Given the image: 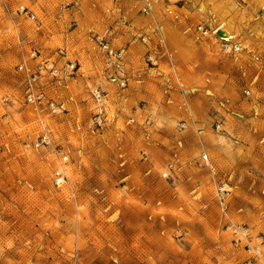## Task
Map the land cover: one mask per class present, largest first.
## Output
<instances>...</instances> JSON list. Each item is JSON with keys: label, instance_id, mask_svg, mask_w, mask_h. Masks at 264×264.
I'll use <instances>...</instances> for the list:
<instances>
[{"label": "rangeland", "instance_id": "rangeland-1", "mask_svg": "<svg viewBox=\"0 0 264 264\" xmlns=\"http://www.w3.org/2000/svg\"><path fill=\"white\" fill-rule=\"evenodd\" d=\"M141 6L0 0V264H264V0H153L148 15ZM167 30L205 58L182 65L173 54L153 69ZM42 59L59 76L39 77L44 98L29 102ZM167 82L174 98L211 92L221 112L200 99L163 112Z\"/></svg>", "mask_w": 264, "mask_h": 264}, {"label": "crops", "instance_id": "crops-1", "mask_svg": "<svg viewBox=\"0 0 264 264\" xmlns=\"http://www.w3.org/2000/svg\"><path fill=\"white\" fill-rule=\"evenodd\" d=\"M163 35L166 36L165 40L167 42L165 48L162 50V48L160 47L161 51L157 52L156 56H157V62H158V67H154L153 69H158L159 65L162 64L163 62L173 59V54H177V56H180L178 58L181 59V64L183 65L184 63H193L196 64L195 62V58H202V60L205 58V55L208 53L209 50H207L205 47L202 46H192V44L187 43V41H185V45L183 44L184 40L182 39H178L181 38L180 35H177L176 32L167 30L166 32H163ZM173 38H177V43L179 42V44L174 45L171 42L173 41ZM170 39L171 42H170ZM203 39V38H201ZM135 49H138L137 46H135ZM158 49V48H157ZM168 58V59H167ZM193 66V65H192ZM80 68L77 69V71ZM142 72L141 74H144L143 72L145 71L144 69H141ZM211 74L210 71L209 73L206 74L205 78H204V82L207 85H210L213 83L211 79ZM144 77L141 75V78ZM217 76H214L212 78H216ZM83 78V77H82ZM165 81H168L166 78H164ZM217 80H220V77L217 78ZM189 82H191L193 84V80H190ZM91 83L92 85L95 84L94 80L91 79ZM100 83L104 84V82ZM143 86H145L144 82H141V88H143ZM166 86L171 89L172 92H170V90H168V93L163 96V101H162V106H163V112H190L186 110V107H191V106H195V101H198L199 99L203 102V105L207 108V112H221V110L219 109H214L213 106H211V101L210 98L214 99L216 101L217 98H215V95H213L211 92H207L205 93V97H196L198 96L197 93L196 94H189V93H184L182 95V97L177 96L176 98L173 97L174 95V91L171 87V85L167 82ZM143 90H141V98L144 96L149 98V95H147L146 92H143ZM147 99V98H146ZM219 99V98H218ZM220 100V99H219ZM217 102V101H216ZM217 105L220 107V105L217 102ZM145 106V105H144ZM212 109V110H211ZM190 110V109H189ZM211 152L213 155L217 154L216 149H212L211 148Z\"/></svg>", "mask_w": 264, "mask_h": 264}, {"label": "built area", "instance_id": "built-area-1", "mask_svg": "<svg viewBox=\"0 0 264 264\" xmlns=\"http://www.w3.org/2000/svg\"><path fill=\"white\" fill-rule=\"evenodd\" d=\"M140 2L142 3V6L140 8V11L145 14L148 15L151 12L152 9V5H153V0H140ZM70 2L65 3V6H69ZM19 12H26V8H24L23 6L20 7ZM30 18L34 19L35 16L34 14H30ZM208 35V29L204 28L203 26H198L197 27V39H201L204 38L205 36ZM96 39L102 43L103 39H106L105 36L99 37L97 36ZM143 40L145 41V38H143ZM109 55L114 56L116 58H121L123 53H124V49H118V50H108ZM32 57L36 56V52H32L31 53ZM69 67L71 69H73L75 66L73 64L69 65ZM19 70L23 69V65H19L18 66ZM42 75L45 76H51V77H58L59 76V69L55 66L54 62L50 61L49 59H42L39 62H37V64L35 65V71L33 73L30 74V80H29V85H28V93H27V100L29 102L33 101V100H41L44 98V92H42L41 90H38L37 92H35L33 84L35 83V81L41 77ZM92 99L95 103V117H94V121L99 125L101 124V121L103 120L104 117V113H105V108H104V104H103V95L101 94V92L98 89L93 90L92 92ZM50 108L52 110V112H56V111H61L63 109V105H58L56 106V104L54 102L50 103ZM41 143H46L45 138H41L40 142H37L35 144V146H38ZM201 158L203 161H208V155L203 153L201 155ZM68 161V157L67 156H63L61 158V162L59 164V166L54 170V185L57 187H61L64 185V183L66 182V173H65V167L64 164H66ZM164 175H167L166 173ZM246 264H250V263H246Z\"/></svg>", "mask_w": 264, "mask_h": 264}]
</instances>
